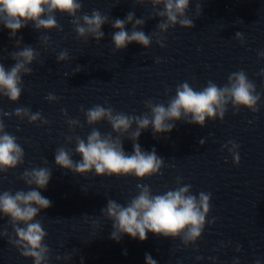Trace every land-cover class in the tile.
<instances>
[{"label":"clouds","instance_id":"1","mask_svg":"<svg viewBox=\"0 0 264 264\" xmlns=\"http://www.w3.org/2000/svg\"><path fill=\"white\" fill-rule=\"evenodd\" d=\"M135 3L151 4L154 15L150 19L159 18L156 31L151 35L142 30L146 20L143 17L136 18L134 12L127 13L124 19L117 18L111 22L108 16L102 15L98 10H93L90 15L86 12L79 14L83 6L81 0H0V25L9 30L10 39L15 38L17 32L27 27L29 23L36 31L61 32L63 28L55 17V13L59 12L72 18L71 23L77 38L85 43L89 38L99 43L105 36L102 27L110 24L115 30L111 39L117 51L126 49L132 43L147 49L153 39L163 48L166 39L164 34L170 28L177 25L185 29L195 27L193 20L186 15L190 0H135ZM197 11L201 14L200 4H197ZM128 24L132 25L131 31L126 30ZM235 37L241 44L244 43L242 33L237 32ZM21 39L16 40L18 50L8 54L15 63L10 68H5L0 63V97H5L12 103L19 101L23 91L22 76L32 74L33 69L30 65L39 55L31 46L25 45L21 48ZM40 42L47 48L50 46V37L44 36ZM259 55L264 57V52ZM69 58L67 50H64L57 55L56 60L59 63ZM156 62H160L159 58ZM81 70L82 68L78 66L72 75ZM260 75H264V69H261ZM169 91L170 89H166V94ZM45 99L51 103L58 101L59 97L49 93ZM260 99L256 85L249 80L243 70H240L231 73L223 86L209 80L201 90H195L188 82H183L177 85L175 95L169 98L166 105L149 99L144 102L145 108L149 111L138 116L116 112L111 106L97 104L87 111L81 106L87 125L93 126L106 121L112 131L105 135L93 127L86 139L78 135L66 136V143L71 144L73 140L75 141L74 151L63 146L57 148L55 164L80 176L94 172L98 177L134 176L138 180H143L161 175L165 160L157 155L155 148L150 152L141 148L138 140L142 132L151 128L154 137L168 134L180 121L203 128L206 120L215 121L218 118L223 122L229 104L234 109V114L242 107L253 113L258 112L257 105ZM61 111L67 117V111L65 109ZM12 115L20 119L27 118L32 124L49 123L40 112L33 113L26 107H18L14 113L0 111V174H6L24 163V149L17 142L16 136L5 130L2 117ZM66 123L72 133L76 128L83 127L78 119L68 118ZM123 138L132 141L131 154L125 152ZM199 144L202 146L204 140L201 139ZM239 147L235 141L223 145L236 165L240 163ZM74 155H79L81 159L74 160ZM51 176L52 171L47 167L26 169L20 179L28 186L27 191L0 192V216L8 218V225L14 234H9L5 228L0 232V236L6 237L7 242L15 247L21 256L32 259L34 264H48L50 260L51 250L44 243L48 233L36 217L42 210L52 206L51 200L44 197L40 191L47 188ZM181 180L182 177L176 178L177 187L174 190L155 195L149 185L137 184L138 194L126 204L108 199L106 207L101 209V215L112 221L110 239L119 243L122 237L127 235L144 242L148 234L152 233L158 237L179 239L184 247L195 244L205 229L212 197L211 193L203 191L198 195L192 194V186L190 184L180 186ZM207 222L214 223L215 218ZM236 250L241 249L237 246ZM56 259L59 260L61 257L57 256ZM196 259L199 260L201 257L197 256ZM145 260L146 264H157V261L147 253ZM233 264H239V260H234ZM256 264H259V261Z\"/></svg>","mask_w":264,"mask_h":264}]
</instances>
